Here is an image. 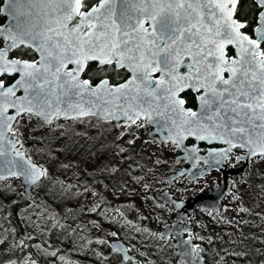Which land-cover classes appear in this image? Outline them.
Here are the masks:
<instances>
[{"label": "snow or ice", "instance_id": "snow-or-ice-1", "mask_svg": "<svg viewBox=\"0 0 264 264\" xmlns=\"http://www.w3.org/2000/svg\"><path fill=\"white\" fill-rule=\"evenodd\" d=\"M238 6L242 0H0V180L31 186L49 176L21 151L24 129L63 134V121L91 124L88 117L99 122L92 127L118 130L116 155L126 151L119 141L132 136V145L138 130L155 125L166 132L162 143L184 146L188 159L204 157L185 141L205 142L217 171L264 160V0H250L251 19ZM84 192L98 196L87 209L97 212L104 197ZM193 239L181 253L186 264H199L204 251Z\"/></svg>", "mask_w": 264, "mask_h": 264}, {"label": "trees", "instance_id": "trees-1", "mask_svg": "<svg viewBox=\"0 0 264 264\" xmlns=\"http://www.w3.org/2000/svg\"><path fill=\"white\" fill-rule=\"evenodd\" d=\"M238 7L241 18L248 16L251 19L250 0H242V6ZM86 119L92 123L63 122V134L60 130L53 132L47 128L30 134L26 128L28 130L26 136L24 129L25 147L21 151L27 149L34 162L44 165L49 170V176L43 177L33 187V200L43 202L50 208V214L44 215L41 219L47 236L44 239L37 235H29L21 212L29 210L28 206L33 201H27L26 197L18 198L16 188L10 185L13 179L0 181V239L4 240V244L0 245V264H11L12 261H16L17 264L22 262L31 264L33 260L36 264H61L63 259H66V264H107V260L111 264H118V260L132 264L112 251L107 242L100 243L98 240L89 239L73 211L79 208L85 197L83 188L78 187L81 183L100 180L115 192L125 196L127 191L125 172L135 178L142 176V168L137 163L139 154L136 152L141 142L136 140L134 144L127 145L128 141L122 139L118 143L120 147L127 148L128 154H109L111 147L118 151L119 148L113 147L117 141L113 143L111 137L106 138V131L102 128L95 132L97 127H92V124L99 122L93 117ZM54 123L58 124L60 121ZM67 125H71L68 130L65 128ZM79 127L82 130H79ZM112 161L114 162L111 163ZM110 164L113 165L110 167ZM105 166L109 171L103 170ZM112 168L117 171L111 172ZM247 180V189L239 193L234 192L230 204L235 210L237 201L243 199L249 209L243 220H240L238 212L235 213L239 225L235 226L229 217H226L224 224L217 221L208 225L211 259L207 264H220L225 258L231 260L230 263L224 261L225 264H264V169L260 162L256 172ZM248 199L254 201L249 202ZM102 225L107 229H114L121 224L104 219ZM125 232L127 235L128 232ZM129 232L132 236L136 234L142 242L141 234L134 228L131 227ZM215 232H218L222 239ZM164 248L158 250L156 247H148L155 253V258L146 262L165 264L170 256L169 249L163 250ZM108 251H112L113 257L105 259L104 254ZM53 252L56 254L52 255Z\"/></svg>", "mask_w": 264, "mask_h": 264}, {"label": "flooded vegetation", "instance_id": "flooded-vegetation-1", "mask_svg": "<svg viewBox=\"0 0 264 264\" xmlns=\"http://www.w3.org/2000/svg\"><path fill=\"white\" fill-rule=\"evenodd\" d=\"M28 58V57H25ZM95 119V118H94ZM96 120V119H95ZM69 122V121H68ZM114 130L112 136H115ZM150 129L145 127L137 131V136L139 142L151 141L152 143H158L162 146H166L171 148L172 154H167V160H159L152 165V168L149 171V177L146 180V183L143 185H147L144 188L145 195L143 199V203L141 205L142 213L140 214L139 223L132 224L127 218L124 216H119L112 218V221H117L118 225L114 229H108L111 233L115 232L116 236H113L112 241H119L125 245L127 252L131 255L136 261L133 260H126L123 256L118 253L122 259L126 262H131L132 264H149L147 260L154 259L155 253L150 251L148 247H156L158 250L161 247H165L163 250L169 249V260L165 264H177V255L176 249L173 247L174 238H161V231L167 227H169L174 218H175V209L171 205L163 204L161 201L156 199L155 194L157 192H167L169 193L173 199L178 202H185L189 199H194L201 193H209L212 192L215 188L221 186V177L223 172L233 171L245 165L246 162L242 161L239 164H236L235 167H227L224 168L222 171L212 170L210 173L202 177L201 179L191 180L188 174H184L178 177L175 180H169L168 177L171 175L176 174L182 170L188 169L190 165L186 163L185 160L179 158L181 156V152L178 150V147L175 145L169 146L167 142L162 143L157 137L149 138L148 133ZM125 140L129 141L132 140V136H127L124 138ZM123 139V140H124ZM124 140V141H125ZM126 141V142H127ZM187 146H192V144H196L195 140H188L185 142ZM127 145L128 142H127ZM126 145V146H127ZM201 151L198 153L201 156H204L208 153V148L210 147L204 142H198L197 144ZM141 146V144H140ZM219 146V145H217ZM125 148V147H123ZM127 150V148H125ZM140 147L136 149V152L139 151ZM112 147L109 150V154H115L118 151H112ZM246 152L244 149H234L233 155H243ZM122 154H128L127 151L123 152ZM112 161L111 163H113ZM258 162L262 163L264 160H260L257 157H253L249 160L248 165L245 169V173L243 176H234L231 178V190L228 195L224 197L221 204V209L218 212L207 211L203 209L200 203H195L192 205V216L186 219V227L189 228V232L185 235L186 238L194 237L192 240L193 245H199L201 248L204 249L201 252V255L204 259V264H207V261L211 259L210 257V235H209V223L210 222H217L221 221L222 224L226 222V216L222 215L223 209L228 202V200L232 197L234 192L237 189H247V178L252 176L257 169ZM234 163V161H233ZM118 166H120L118 164ZM203 168V163H198L195 166V170L198 171ZM143 169V167H142ZM141 169V170H142ZM214 178L213 183H209V180ZM187 214V212H185ZM119 226H121L119 228ZM134 228L138 233L141 234V238L143 239L142 242L139 240V237L135 234V236L129 235V229ZM147 229V231H145ZM127 231V235L126 232ZM152 233H157V235H152ZM215 234L222 239V236L215 232ZM124 235H126L124 237ZM134 235V234H133ZM235 235V232H234ZM198 237H203L204 239L201 240ZM136 238V239H135ZM111 241V242H112ZM224 242V237L223 240ZM110 242V243H111ZM109 243V246H110ZM111 247V246H110ZM113 251V248L111 247ZM112 251H108L106 253L108 258L113 257ZM225 262L230 263L231 260L229 258L224 259ZM223 260L220 264H225ZM118 264H126L120 262L118 260ZM111 264V262H110ZM114 264V263H113ZM154 264H161V263H154ZM216 264V263H215Z\"/></svg>", "mask_w": 264, "mask_h": 264}, {"label": "rangeland", "instance_id": "rangeland-1", "mask_svg": "<svg viewBox=\"0 0 264 264\" xmlns=\"http://www.w3.org/2000/svg\"><path fill=\"white\" fill-rule=\"evenodd\" d=\"M66 130L71 128V125L65 126ZM97 129H95V132H97ZM103 129V128H102ZM79 130H82V128L79 127ZM26 136L28 130H25ZM112 132L105 133L106 138L112 136ZM114 134V133H113ZM118 134V130L115 131V136L111 138V141L114 143L115 137ZM137 154H139L137 158V163L142 169V176L139 178H135L131 176L128 172H125L126 177V193L125 196L120 195L119 193L115 192L109 185L103 183L100 180H93L91 183H81L79 185V188H83L88 186L89 189L94 190L95 192L99 193V195H102L104 197V202L101 203V207L97 209V212H88L87 209L92 208L95 204L100 203L98 196H90L87 193H85L84 200L82 204L79 206L78 209H75L73 211L74 216L77 218L78 223L82 226V228L85 231V234L87 237L91 240H103L107 242L108 244L113 240V236L111 235V231H109L107 228H105L102 225V221L104 219H112L119 216H124L127 218L132 224L139 223L140 214L142 213L141 205L143 203L144 195H145V186L143 183H146V180L148 179L149 171L151 170V166L153 163L159 161V160H167V154H172L171 148H168L166 146H162L158 143H152L151 141H145L141 143L139 151H137ZM113 164H110V167ZM261 167L264 169V162L260 163ZM214 178H211L208 182L213 183ZM11 186L16 188V191L18 193V198H24V186L21 184L20 179L16 178L13 179V181L10 183ZM106 186V187H105ZM243 189H237L236 192H242ZM37 200V199H36ZM232 197L228 200L226 203L222 215L229 217L230 221L235 225H239V220H236L237 217L235 215L236 212H238V215H240V220H243L245 218V213L247 211H240V208L246 207L245 200L237 201V207L235 210L231 208L232 203ZM29 201H33L29 206V210H22L21 214L24 217V223L25 228L29 232V235H37L42 238H46V229L41 224V219L44 215L50 214V208L47 207L43 202H38V200L35 202L33 200V195H31ZM247 201L252 202L254 201L252 199H248ZM82 209H84L82 211ZM249 210V209H248ZM103 212V215H99V212ZM90 221H98L100 226L95 227ZM105 257H107L106 254H104ZM66 259H63L61 264H66ZM107 264H110V262L107 260Z\"/></svg>", "mask_w": 264, "mask_h": 264}, {"label": "water", "instance_id": "water-1", "mask_svg": "<svg viewBox=\"0 0 264 264\" xmlns=\"http://www.w3.org/2000/svg\"><path fill=\"white\" fill-rule=\"evenodd\" d=\"M4 23L7 24L8 21L5 20ZM63 122H68V121H63ZM148 128L150 129L148 133L149 138L157 137L160 141H164V137L166 135L165 131H159V132L155 131L156 128L155 125H152ZM195 142L197 145L198 142L200 141H195ZM188 147L191 148L190 146ZM178 150L181 152V156L179 158L185 160L186 163L190 165V167L188 169L182 170L174 175L169 176L168 177L169 180H175L184 174H188L191 180H197V179H201L202 177L210 173L212 170H216L214 167L211 166L212 161L207 154L204 156H201L198 153L196 154L197 157H204V159H188L187 158L188 154L184 151V146H179ZM244 150L246 151V149ZM251 158L248 159V161L245 163L244 166L239 167L238 169H235L233 171L223 172L221 177L220 187L215 188L212 192L209 193H201L194 199H189L185 202H178L175 199H173L172 196L167 192H157L155 194L157 200L161 201L163 204L171 205L175 209V218L172 224L169 227L163 229L161 233L165 238H170V237L174 238L173 247L176 249L177 264H186V262L190 259L189 257L182 256L181 253L182 251L190 250L192 247V245H189L187 243L189 238L185 237V235H187V233L189 232V228L186 227V219L192 216V205L195 203H200L201 207L207 211H213V212L220 211L222 200L226 195L229 194L231 190L230 189L231 178L234 176H243L245 173V169L248 165V162ZM205 159L208 160V163H205ZM200 162L203 163V168L196 171L195 166ZM12 179H16V178L7 177L6 179L0 181H8ZM19 179L21 184L24 186V193L26 200L29 201V197L33 195V187L36 184L29 186L23 181V178H19ZM185 212H187V214H185ZM110 246L113 249L114 248L119 249L117 252L120 253L124 259H126V257H130L131 260L136 261V259H134L131 255H129L125 245L122 244L121 242L112 241L110 243ZM199 264H204V259L201 253L199 257Z\"/></svg>", "mask_w": 264, "mask_h": 264}]
</instances>
